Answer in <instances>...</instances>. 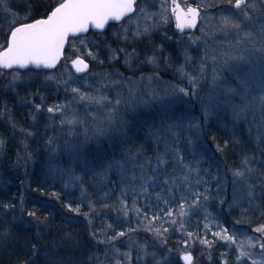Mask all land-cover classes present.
Returning a JSON list of instances; mask_svg holds the SVG:
<instances>
[{"label":"snow or ice","instance_id":"1","mask_svg":"<svg viewBox=\"0 0 264 264\" xmlns=\"http://www.w3.org/2000/svg\"><path fill=\"white\" fill-rule=\"evenodd\" d=\"M0 169L16 264H264V0H0Z\"/></svg>","mask_w":264,"mask_h":264},{"label":"trees","instance_id":"2","mask_svg":"<svg viewBox=\"0 0 264 264\" xmlns=\"http://www.w3.org/2000/svg\"><path fill=\"white\" fill-rule=\"evenodd\" d=\"M172 31H175V29H172ZM171 34V33H170ZM123 71V70H121ZM147 71V69L145 70ZM162 78L172 81V82H178L175 81L173 74L171 73H162ZM21 95H23V93H21ZM9 103H11L13 100L9 97L8 98ZM20 114V111L16 112V115ZM21 116V115H20ZM20 118V117H17ZM131 119V117H129ZM12 152H14V149L11 150ZM0 171L3 172V178L7 179L9 178V173L3 169H0ZM59 186L57 185V190H58ZM17 236V242L15 244V250L14 251H0V264H16V259L15 257L18 255H22L23 254V246L24 243L31 237V233L30 232H25L23 230H18L16 233Z\"/></svg>","mask_w":264,"mask_h":264},{"label":"rangeland","instance_id":"3","mask_svg":"<svg viewBox=\"0 0 264 264\" xmlns=\"http://www.w3.org/2000/svg\"><path fill=\"white\" fill-rule=\"evenodd\" d=\"M172 29H175L174 28V25L172 26ZM121 70H123V69H121ZM146 70V69H145ZM161 75H162V73H161ZM163 79V78H162ZM164 81H169V80H166L165 78L163 79ZM16 103V101H12L10 104H15ZM18 111H20V114H17V117H20V115L22 114V112H23V110L21 109V110H18Z\"/></svg>","mask_w":264,"mask_h":264}]
</instances>
